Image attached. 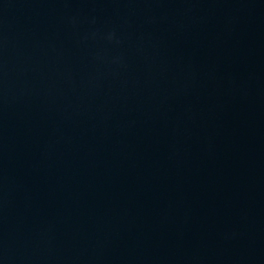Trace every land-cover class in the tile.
I'll use <instances>...</instances> for the list:
<instances>
[{
    "label": "water",
    "instance_id": "1",
    "mask_svg": "<svg viewBox=\"0 0 264 264\" xmlns=\"http://www.w3.org/2000/svg\"><path fill=\"white\" fill-rule=\"evenodd\" d=\"M0 264H264V0H0Z\"/></svg>",
    "mask_w": 264,
    "mask_h": 264
}]
</instances>
